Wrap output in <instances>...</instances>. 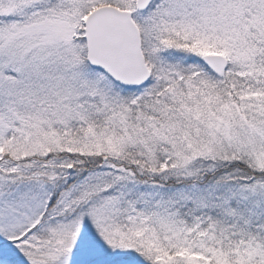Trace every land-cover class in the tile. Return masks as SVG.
Here are the masks:
<instances>
[{
    "label": "snow or ice",
    "instance_id": "6c2138e0",
    "mask_svg": "<svg viewBox=\"0 0 264 264\" xmlns=\"http://www.w3.org/2000/svg\"><path fill=\"white\" fill-rule=\"evenodd\" d=\"M0 264H264V0H0Z\"/></svg>",
    "mask_w": 264,
    "mask_h": 264
}]
</instances>
